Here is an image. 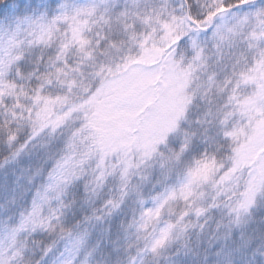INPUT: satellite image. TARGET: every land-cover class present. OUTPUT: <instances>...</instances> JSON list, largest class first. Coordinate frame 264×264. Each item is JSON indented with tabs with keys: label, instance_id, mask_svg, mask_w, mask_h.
Wrapping results in <instances>:
<instances>
[{
	"label": "snow or ice",
	"instance_id": "1",
	"mask_svg": "<svg viewBox=\"0 0 264 264\" xmlns=\"http://www.w3.org/2000/svg\"><path fill=\"white\" fill-rule=\"evenodd\" d=\"M0 264H264V0H0Z\"/></svg>",
	"mask_w": 264,
	"mask_h": 264
}]
</instances>
